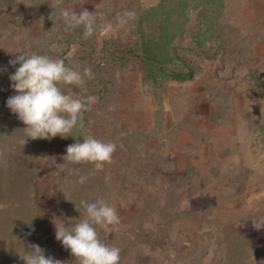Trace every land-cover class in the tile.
<instances>
[{
    "label": "rangeland",
    "instance_id": "374dc122",
    "mask_svg": "<svg viewBox=\"0 0 264 264\" xmlns=\"http://www.w3.org/2000/svg\"><path fill=\"white\" fill-rule=\"evenodd\" d=\"M23 2L30 12L19 14ZM63 2L96 11L98 25L125 10L136 18L85 38L82 27L65 31L54 0H0V264H24L31 244L78 264L55 223L82 219L76 207L99 197L121 216L112 231L97 226L120 264H264V0ZM35 16L46 27L30 34ZM21 52L91 68L83 88L61 86L97 98L67 138L18 143L25 125L6 101ZM87 136L117 144L103 171L63 159Z\"/></svg>",
    "mask_w": 264,
    "mask_h": 264
},
{
    "label": "clouds",
    "instance_id": "9594fccd",
    "mask_svg": "<svg viewBox=\"0 0 264 264\" xmlns=\"http://www.w3.org/2000/svg\"><path fill=\"white\" fill-rule=\"evenodd\" d=\"M53 8H59L65 31L82 27L85 38L91 37L98 27L106 34L113 33L125 28L136 18L134 11L125 10L116 17L115 24L105 21L98 25L96 11L82 9L77 13L73 5L65 6L63 0H54ZM9 64L19 65L10 76L11 87L16 94L8 97L6 106L25 125L24 135L18 140L22 146L28 139L50 140L58 135L67 138L83 112L90 110L97 102L95 96H78L71 89L63 91L61 87L67 85L83 88L87 79L94 78L90 67L82 70L69 67L62 58L34 52L22 53L9 60ZM116 151V143L87 136L82 142L67 146V154L63 159L76 164L91 163L96 170L103 171L105 164L113 162ZM87 179V176L81 175L78 183L83 184ZM76 210L83 216L82 219L75 220L71 225L55 223L56 240L71 251L78 264H120L121 249L101 240L97 230L99 226L102 230L112 231L113 226L121 223L116 207L99 197L94 202L81 201L80 208L76 207ZM28 249L31 251L20 255L24 264H63L52 256H46L45 250L37 244H31ZM143 251L145 255L152 254L146 245Z\"/></svg>",
    "mask_w": 264,
    "mask_h": 264
},
{
    "label": "trees",
    "instance_id": "16d2710c",
    "mask_svg": "<svg viewBox=\"0 0 264 264\" xmlns=\"http://www.w3.org/2000/svg\"><path fill=\"white\" fill-rule=\"evenodd\" d=\"M17 3H15V2H12V1H10V3L9 4H6L7 5V7L5 8V10L7 11H4V8H2V10L4 11V12H6V14L8 15V17L11 19V15L12 14H14V11H18V9L19 8H15L14 6L16 5ZM21 5H22V7H23V9H22V11H20L19 12V14H21V13H23V12H26V13H28V12H30V6H29V4H25L24 2H23V4L21 3ZM14 8H15V10H14ZM167 12V11H166ZM36 13H37V15H39V14H41V11L40 10H38V11H36ZM19 17H22V15H20ZM37 19V21H36V19ZM35 18H33V21H29V23L27 24L28 25V31H29V33L30 34H32V30L34 29V28H32V27H34L35 26V30H43V29H45V27H46V23H45V21H41L40 19L41 18H39V17H36L35 16ZM163 30H166V32H167V29L163 26ZM6 39V38H5ZM13 42V38H7L6 40H5V42ZM156 44L158 45V48H160V51H161V49H162V47H163V45H162V43H161V40H158L157 42H156ZM156 47H154V49H155ZM153 49V50H154ZM1 51H2V49H1ZM3 53V52H2ZM146 58H147V60L149 61V63L150 64H152V65H154V63L153 62H157V60H159L160 59V54H155V55H147L146 56ZM163 63V62H162ZM160 64V66H159V70L160 71H162V72H164V73H166V74H168V76L169 77H171V78H187L188 77V75H186L185 73H183V72H180V70L179 71H177V70H174V69H169V68H167L166 66H163V64Z\"/></svg>",
    "mask_w": 264,
    "mask_h": 264
}]
</instances>
